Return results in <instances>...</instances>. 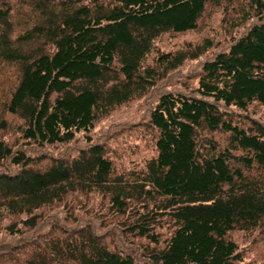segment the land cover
<instances>
[{
    "label": "trees",
    "instance_id": "obj_1",
    "mask_svg": "<svg viewBox=\"0 0 264 264\" xmlns=\"http://www.w3.org/2000/svg\"><path fill=\"white\" fill-rule=\"evenodd\" d=\"M210 1L0 0V64L14 70L0 74V264H249L232 231L264 226V125L230 107L264 106V0L187 91L153 92L139 168L117 169L94 133L99 114L205 52L142 65Z\"/></svg>",
    "mask_w": 264,
    "mask_h": 264
},
{
    "label": "rangeland",
    "instance_id": "obj_2",
    "mask_svg": "<svg viewBox=\"0 0 264 264\" xmlns=\"http://www.w3.org/2000/svg\"><path fill=\"white\" fill-rule=\"evenodd\" d=\"M251 11L250 0H213L206 3L194 29L180 33L167 31L157 35L153 50L143 59V66H155L162 70L163 66L157 67L162 62L155 60V55L162 51L174 55L177 51H189L194 45L208 42L209 47L202 55L186 60L180 67L171 69L170 72L168 70L165 74L162 73V76L157 75L153 80L156 84L146 89L140 97L131 98L98 115L94 123V133L104 142L107 153L117 169L139 168L144 158L153 151V132L146 114L153 92L166 89L167 84L172 89L187 91L188 87L196 82L194 74L198 72L200 61L225 47L234 35L243 30L251 20ZM12 72L14 73L13 67L0 64V74L5 78ZM12 76L14 74L10 77ZM163 76L169 79L162 78ZM230 111L234 121L242 120L249 124L252 119H256L264 125V106L253 105L247 111L230 107ZM7 117L12 118L14 122L20 121L14 115ZM13 129L10 124V132H4L3 137L10 142H17V132ZM213 135L219 137L220 144L226 143V134ZM96 199L97 197H94L93 200ZM232 236L242 251L244 262L260 264L264 261V226L252 231L234 230Z\"/></svg>",
    "mask_w": 264,
    "mask_h": 264
}]
</instances>
